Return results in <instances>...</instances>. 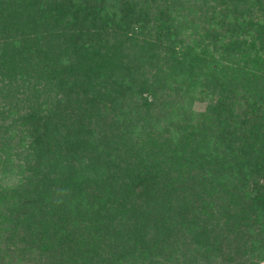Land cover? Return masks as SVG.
Returning <instances> with one entry per match:
<instances>
[{
  "label": "trees",
  "instance_id": "1",
  "mask_svg": "<svg viewBox=\"0 0 264 264\" xmlns=\"http://www.w3.org/2000/svg\"><path fill=\"white\" fill-rule=\"evenodd\" d=\"M263 261L264 0H0V264Z\"/></svg>",
  "mask_w": 264,
  "mask_h": 264
},
{
  "label": "rangeland",
  "instance_id": "2",
  "mask_svg": "<svg viewBox=\"0 0 264 264\" xmlns=\"http://www.w3.org/2000/svg\"><path fill=\"white\" fill-rule=\"evenodd\" d=\"M195 107H201V105L196 104ZM258 264H264V261H263V262H260V263H258Z\"/></svg>",
  "mask_w": 264,
  "mask_h": 264
}]
</instances>
